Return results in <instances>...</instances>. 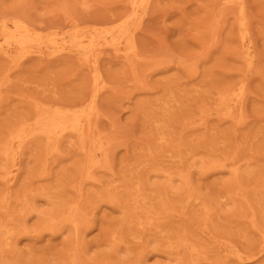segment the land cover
<instances>
[{
  "label": "rangeland",
  "instance_id": "1",
  "mask_svg": "<svg viewBox=\"0 0 264 264\" xmlns=\"http://www.w3.org/2000/svg\"><path fill=\"white\" fill-rule=\"evenodd\" d=\"M0 264H264V0H0Z\"/></svg>",
  "mask_w": 264,
  "mask_h": 264
}]
</instances>
